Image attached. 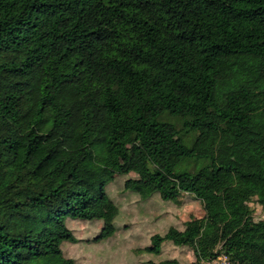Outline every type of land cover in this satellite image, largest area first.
<instances>
[{
	"label": "trees",
	"instance_id": "16d2710c",
	"mask_svg": "<svg viewBox=\"0 0 264 264\" xmlns=\"http://www.w3.org/2000/svg\"><path fill=\"white\" fill-rule=\"evenodd\" d=\"M116 177L202 206L144 248L194 260L146 264H264V0H0V264L111 238Z\"/></svg>",
	"mask_w": 264,
	"mask_h": 264
},
{
	"label": "rangeland",
	"instance_id": "374dc122",
	"mask_svg": "<svg viewBox=\"0 0 264 264\" xmlns=\"http://www.w3.org/2000/svg\"><path fill=\"white\" fill-rule=\"evenodd\" d=\"M125 177H116L106 187L107 196L118 208L114 220L116 232L106 240L95 241L102 222H80L67 219L69 229L77 243L63 242L60 248L65 258L76 264H146L167 259H175L182 263L192 262L190 250L173 247L170 243L161 245L158 256L144 251L150 245L153 235H163L169 228H181L190 218L203 216L199 202L187 197L180 199L181 205L163 202L157 195L142 201L137 194L126 192L123 188ZM255 221L264 220V208L252 202ZM213 264V263H212ZM216 264H222L218 261Z\"/></svg>",
	"mask_w": 264,
	"mask_h": 264
},
{
	"label": "built area",
	"instance_id": "2783aa9c",
	"mask_svg": "<svg viewBox=\"0 0 264 264\" xmlns=\"http://www.w3.org/2000/svg\"><path fill=\"white\" fill-rule=\"evenodd\" d=\"M218 261H220L222 264H229L225 257L218 258L217 260L213 261L212 263L216 264Z\"/></svg>",
	"mask_w": 264,
	"mask_h": 264
}]
</instances>
